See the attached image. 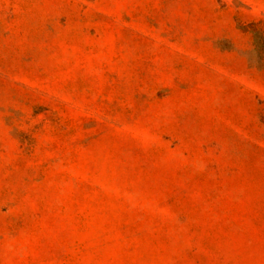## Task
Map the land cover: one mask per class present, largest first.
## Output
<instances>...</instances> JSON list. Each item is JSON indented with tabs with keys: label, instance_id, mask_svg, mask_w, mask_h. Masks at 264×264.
Masks as SVG:
<instances>
[{
	"label": "rangeland",
	"instance_id": "1",
	"mask_svg": "<svg viewBox=\"0 0 264 264\" xmlns=\"http://www.w3.org/2000/svg\"><path fill=\"white\" fill-rule=\"evenodd\" d=\"M0 264H264V0H0Z\"/></svg>",
	"mask_w": 264,
	"mask_h": 264
}]
</instances>
